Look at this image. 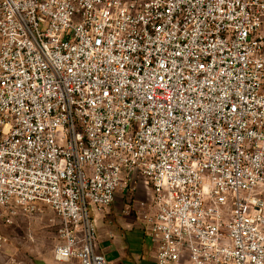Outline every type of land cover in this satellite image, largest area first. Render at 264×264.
Here are the masks:
<instances>
[{
	"label": "built area",
	"instance_id": "1",
	"mask_svg": "<svg viewBox=\"0 0 264 264\" xmlns=\"http://www.w3.org/2000/svg\"><path fill=\"white\" fill-rule=\"evenodd\" d=\"M141 182L157 264H264V0H0V227L109 264L91 209Z\"/></svg>",
	"mask_w": 264,
	"mask_h": 264
},
{
	"label": "rangeland",
	"instance_id": "2",
	"mask_svg": "<svg viewBox=\"0 0 264 264\" xmlns=\"http://www.w3.org/2000/svg\"><path fill=\"white\" fill-rule=\"evenodd\" d=\"M150 197V189L141 182L134 201H129L126 210L131 212L135 204ZM60 226L59 216L48 205L38 204L34 211L19 209L12 224L0 227L6 239L0 244V264L12 261L20 264H78L77 259L65 262L55 259Z\"/></svg>",
	"mask_w": 264,
	"mask_h": 264
},
{
	"label": "crops",
	"instance_id": "3",
	"mask_svg": "<svg viewBox=\"0 0 264 264\" xmlns=\"http://www.w3.org/2000/svg\"><path fill=\"white\" fill-rule=\"evenodd\" d=\"M127 204L129 200L119 192L110 207L91 209L99 249L110 264H157L155 246L143 231L140 220L126 210Z\"/></svg>",
	"mask_w": 264,
	"mask_h": 264
}]
</instances>
